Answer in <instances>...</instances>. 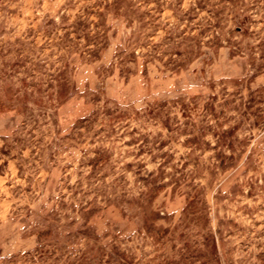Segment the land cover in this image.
Instances as JSON below:
<instances>
[{
    "label": "rangeland",
    "instance_id": "1",
    "mask_svg": "<svg viewBox=\"0 0 264 264\" xmlns=\"http://www.w3.org/2000/svg\"><path fill=\"white\" fill-rule=\"evenodd\" d=\"M0 264H264V0H0Z\"/></svg>",
    "mask_w": 264,
    "mask_h": 264
},
{
    "label": "trees",
    "instance_id": "2",
    "mask_svg": "<svg viewBox=\"0 0 264 264\" xmlns=\"http://www.w3.org/2000/svg\"><path fill=\"white\" fill-rule=\"evenodd\" d=\"M156 219H163L162 217H159V215L158 214H156ZM158 231H163V232H166L165 230H158ZM161 237H164V236H161ZM211 247H212V249L214 250V248H215V244H214V240L213 239H211Z\"/></svg>",
    "mask_w": 264,
    "mask_h": 264
}]
</instances>
